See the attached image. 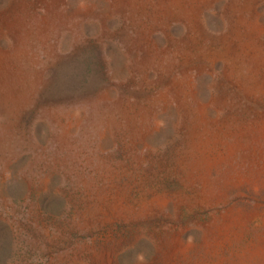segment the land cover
<instances>
[{"label": "rangeland", "instance_id": "374dc122", "mask_svg": "<svg viewBox=\"0 0 264 264\" xmlns=\"http://www.w3.org/2000/svg\"><path fill=\"white\" fill-rule=\"evenodd\" d=\"M0 264H264V0H0Z\"/></svg>", "mask_w": 264, "mask_h": 264}]
</instances>
